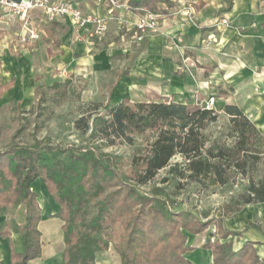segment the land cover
I'll list each match as a JSON object with an SVG mask.
<instances>
[{"label":"trees","instance_id":"1","mask_svg":"<svg viewBox=\"0 0 264 264\" xmlns=\"http://www.w3.org/2000/svg\"><path fill=\"white\" fill-rule=\"evenodd\" d=\"M128 3L135 13H157L164 10L161 5L174 6L173 0ZM14 83L15 79L0 82V95ZM104 108L102 114L98 105L93 108L91 127L84 116L77 125L81 127L84 122V131L91 129L92 137L107 145L119 142L136 146L137 136H145L146 143L137 147L126 173L119 170L120 158L88 146L78 152L38 145L0 149V213L21 203L26 206L24 223L10 216L0 227V235L13 231L23 240L24 251H13L12 264H28L41 256V207L32 187L38 178L44 180L60 205L56 216L64 221L66 264H99L97 253L109 249L111 243L121 264H194L185 256L193 249L186 244L188 233H203L216 223L222 238L235 234L225 230L221 215L204 220L191 210H173L175 202L161 186L153 187L148 194L140 189L165 168L169 176L163 182L173 178L179 186L182 180L206 187L244 180L233 213L247 204L264 202V135L239 107L226 104L217 111L202 105L200 98L192 102L124 97ZM222 115L227 117L226 135L233 138L231 143L210 132ZM62 155L61 175L53 170ZM177 157L180 159L173 161ZM62 177H75L78 189L100 196L98 211L83 238L75 228L81 221L79 204ZM202 215L208 218L211 212ZM204 247L214 254L213 261L206 264H264L250 241L237 251L232 240L207 242Z\"/></svg>","mask_w":264,"mask_h":264},{"label":"crops","instance_id":"2","mask_svg":"<svg viewBox=\"0 0 264 264\" xmlns=\"http://www.w3.org/2000/svg\"><path fill=\"white\" fill-rule=\"evenodd\" d=\"M173 1L172 7L161 5L165 10L159 30L141 42L134 40L133 31L127 28H131L132 23L143 13L119 12V15L126 17L124 30L120 32L118 20L114 19L107 33H114L121 42L115 48L122 49L121 47L129 45V48L122 49L123 53H126L132 49L130 42L144 44V51L135 57L136 67L144 59H150L151 76L166 79L165 85L173 94H177L171 97L172 100L195 102L200 98L202 105H205L210 96H215L214 109L221 111L226 104L239 107L264 135V0ZM229 4L231 5L228 6ZM82 6L85 10L100 15L107 13L105 0H82ZM40 14L41 12H36L37 21L41 19ZM224 18L228 19V25L221 23ZM42 28V37L45 35L58 49L59 53L55 56H52L53 46L48 43L41 44L40 39L21 41V21L16 20L10 24L0 21V30L3 31L0 36V82L6 84L15 79L14 85L0 95V100H12L15 95L11 92L16 87L21 88L24 79H35L38 71L45 68L40 63L44 61L46 54L52 56V59L55 57V62L61 58V61L68 65L69 71L76 73L83 70L90 60L85 55L91 51L92 42L78 41L76 29L69 20L42 23ZM20 44L19 53L23 57L17 60L10 50L12 48L13 51H18ZM115 44L116 42L111 40L108 46L113 47ZM29 46H33L31 51ZM109 51L111 52L112 48ZM111 53L105 54V58L109 60ZM21 58L28 60V68L24 67V60ZM19 68L26 70L25 76L18 75ZM139 72L137 68L135 71L130 69L128 76ZM194 82L195 94L186 92L189 91L188 84ZM162 97L166 96L162 95L159 99ZM32 187L38 194L41 207L38 227L42 232V252L40 257L30 260L28 264H66L64 221L56 216L60 205L49 193L42 178L36 179ZM10 216L19 224L24 223L26 206H11L4 213H0V227ZM224 227L235 233V251L250 241L254 243L259 258L264 259V202L242 206L233 216L225 218ZM209 233H188L186 244L193 249L185 256L194 264L213 261L212 249L204 247ZM109 250L110 256L100 264H121V258L115 248L111 247ZM13 251H24L21 234L12 231L10 235H0V264H12Z\"/></svg>","mask_w":264,"mask_h":264},{"label":"rangeland","instance_id":"3","mask_svg":"<svg viewBox=\"0 0 264 264\" xmlns=\"http://www.w3.org/2000/svg\"><path fill=\"white\" fill-rule=\"evenodd\" d=\"M19 34V38L23 41L21 33ZM108 35L106 34L100 40L94 39L91 41L92 49L89 54L85 55L90 60L84 69L78 71V73L69 71L68 65L62 62L61 58L57 59L58 62H55V57L53 59L51 57L59 53L58 49L50 39H46L45 35L40 38L39 42L41 44L48 43L53 46V55H45L44 61L40 63L45 68L38 71L39 73L36 74L35 79L32 81L24 79L23 86L21 88L16 87L11 92L15 95L12 100H0L1 150L15 146L38 145L59 146L65 150L71 148L78 152L82 146H88L89 148H95L98 153H109L115 159L120 158L118 160L121 163L119 170L122 173L129 170L137 147L146 143L145 136H137L136 146L119 142L107 145L104 142L95 140L91 135V129L84 131V122H81V127H78V120L84 116L91 127L93 116L91 112H93L95 106H99L101 114L105 113L104 106L107 103H115L116 100L122 99L124 96H129L132 100L137 101L141 99L155 100L162 95L171 99L177 94H173L169 87L165 85L166 79L151 76L149 72L151 68L150 59H144L136 67L135 57L140 55L144 44L137 45L130 42V48L132 49L123 53L122 49L125 50L126 46L121 47L122 49L115 48L121 42L117 40L114 33ZM111 40L116 42L113 47L108 46ZM31 47L29 46L30 51ZM127 47L129 48V45ZM17 48L18 51H13L11 48L10 52L14 53L13 55L18 60V58L23 57L19 53L21 44ZM110 48H112L111 52L113 53L109 51ZM109 53L112 57L110 58L109 55L110 59L108 60L105 58V54ZM21 59L24 60V67L28 68L30 65L27 62L28 60ZM106 60L108 61L106 62ZM135 68L140 72L128 76L130 69L135 71ZM25 71V69L23 71L19 68L17 72L18 75L24 74L25 76ZM195 83L188 84L187 90L189 91L186 92L195 94ZM227 125V117L222 115L220 120L210 127V132L214 136H220L231 143L233 138L226 135L228 132ZM59 158L53 171L62 175L64 168L60 161L64 159V155ZM177 159L180 158L177 157L173 161ZM167 171L168 168L160 170L152 181L147 185L140 186V189L148 194L153 187L161 186L174 200L173 210H191L204 220H208L213 215H221L224 220L233 216V207L237 209L235 206L236 196L242 192L245 184L244 180L237 179L234 184L231 180L226 185H211L208 187L192 181L182 180L179 186L172 177H170L172 178L170 181L163 182V178L169 176ZM62 178L68 184L74 202L79 204L78 211L81 214V221L76 224L75 228L83 238L89 233V225L98 211L100 196H94L85 189H78L79 182L75 177L73 179L70 177ZM21 205L25 204L21 203ZM17 206L13 207L17 208ZM241 208L239 207L238 210ZM205 211L211 212L210 217H203L202 214ZM206 231L210 232L207 242L214 243L217 240L220 242L233 241V235L226 239L221 237L216 223H212ZM111 247H114L113 243L110 244L109 248ZM110 252L109 249L99 251L97 253L98 263L100 264L107 256H110Z\"/></svg>","mask_w":264,"mask_h":264},{"label":"built area","instance_id":"4","mask_svg":"<svg viewBox=\"0 0 264 264\" xmlns=\"http://www.w3.org/2000/svg\"><path fill=\"white\" fill-rule=\"evenodd\" d=\"M105 1L107 2V13L100 15L94 11L85 10L82 0H0V21L6 23L21 21V37L26 42L38 40L43 36L42 23L69 20L76 29V39L90 42L94 39H102L109 31L111 21L114 19L118 20L119 30L122 32L125 28L126 17L119 15V12H132L129 0ZM36 12H41L40 21L36 19ZM163 15V11L145 12L127 30H132L133 39L141 42L145 37L159 30ZM221 23L228 25L229 22L224 18ZM214 103L215 96H210L205 106L211 109L214 108Z\"/></svg>","mask_w":264,"mask_h":264}]
</instances>
